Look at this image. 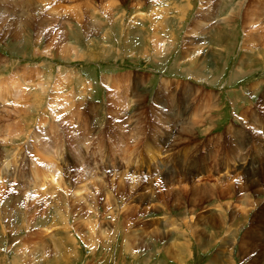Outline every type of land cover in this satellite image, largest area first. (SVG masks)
Masks as SVG:
<instances>
[{
    "label": "rangeland",
    "instance_id": "374dc122",
    "mask_svg": "<svg viewBox=\"0 0 264 264\" xmlns=\"http://www.w3.org/2000/svg\"><path fill=\"white\" fill-rule=\"evenodd\" d=\"M0 264H264V0H0Z\"/></svg>",
    "mask_w": 264,
    "mask_h": 264
},
{
    "label": "bare ground",
    "instance_id": "6f19581e",
    "mask_svg": "<svg viewBox=\"0 0 264 264\" xmlns=\"http://www.w3.org/2000/svg\"><path fill=\"white\" fill-rule=\"evenodd\" d=\"M155 24H156V23H155ZM158 45H160V44H158ZM157 47H159V46H157ZM160 48H161V47H160ZM154 51H155V50H154ZM20 83H21V82H20ZM18 85H19V82H18V81H17V82H13V87H14V88H17ZM24 89H25V88H24ZM17 92H18V91H17ZM210 104H211V103H210ZM26 105H27V104H26ZM19 107H20V105H19ZM211 107H212V106H211ZM214 110H215V109H214ZM243 118H244V117H243ZM210 122H211V121H210ZM212 122H213V121H212ZM212 122H211V123H212ZM200 126H201V125H200ZM83 127H84V126H83ZM44 171H45V170H44ZM47 175H48V174H47ZM47 175H46V176H47ZM53 175H54V174H53ZM53 175L51 174V176H53ZM51 176H50V177H51ZM47 179H49V177H48ZM47 179H45V180H47ZM45 180H44V181H45ZM66 254H67V253H66ZM67 256H68V255H67ZM61 258H62V257H61ZM19 260H20V259H19ZM21 260H22V262H24L23 259H21Z\"/></svg>",
    "mask_w": 264,
    "mask_h": 264
}]
</instances>
